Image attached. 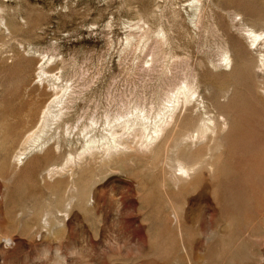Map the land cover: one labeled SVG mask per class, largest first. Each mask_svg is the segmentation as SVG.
I'll return each mask as SVG.
<instances>
[{"label": "rangeland", "instance_id": "1", "mask_svg": "<svg viewBox=\"0 0 264 264\" xmlns=\"http://www.w3.org/2000/svg\"><path fill=\"white\" fill-rule=\"evenodd\" d=\"M0 264H264V0H0Z\"/></svg>", "mask_w": 264, "mask_h": 264}, {"label": "bare ground", "instance_id": "2", "mask_svg": "<svg viewBox=\"0 0 264 264\" xmlns=\"http://www.w3.org/2000/svg\"><path fill=\"white\" fill-rule=\"evenodd\" d=\"M247 33H248V34H247L248 37H249V38H252V42H253V43H254V42L256 41V39L259 37V34L255 33L253 30H249V31H247ZM222 57H223V60H225L226 62L229 60V59H228V56H227V51L223 52ZM42 72H43V71H42ZM115 120H118V117H115ZM91 143H93V141H89L88 146H87L86 148H84L85 151H88V150H90V149L92 148V144H91ZM93 144H94V143H93ZM22 155H23V153L20 154V156L18 157L19 160L22 159V158H21Z\"/></svg>", "mask_w": 264, "mask_h": 264}]
</instances>
